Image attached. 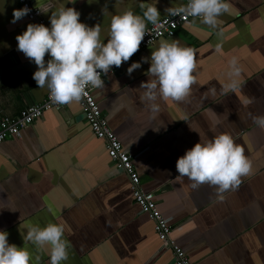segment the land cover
Here are the masks:
<instances>
[{
  "label": "crops",
  "instance_id": "1",
  "mask_svg": "<svg viewBox=\"0 0 264 264\" xmlns=\"http://www.w3.org/2000/svg\"><path fill=\"white\" fill-rule=\"evenodd\" d=\"M186 0H33L49 9L74 7L81 22L99 24L108 37L111 18L127 9L143 15L141 4L165 9ZM229 11L211 29L199 19L159 39L104 77L95 95L112 130L140 174L145 191L155 192L162 214L172 224L171 238L193 264H264V129L253 116L264 115V0H227ZM19 0H0V61L32 64L17 49L16 36L32 20L11 23ZM50 24L51 11L44 14ZM151 23L148 24V27ZM179 40L196 53L197 83L183 102L157 98L153 112L141 100L152 49L160 40ZM222 43V52L215 46ZM236 56L243 83L222 95L229 83L228 61ZM142 57H148L144 62ZM50 59L49 56L45 57ZM141 67L127 74L133 62ZM35 70L24 66L0 78V121L18 117L49 92L36 86ZM214 89V91H213ZM249 98L254 103L247 104ZM226 131L252 161V174L238 190L217 199L207 184L194 190L176 171L177 159L197 142ZM59 223L69 241L62 264H175L172 250L154 230V221L134 199L129 176L110 158L106 142L92 131L79 102L48 110L0 144V231L8 242L26 247L33 264H50L49 246L39 250L25 240L30 225ZM40 260L35 261V257Z\"/></svg>",
  "mask_w": 264,
  "mask_h": 264
},
{
  "label": "clouds",
  "instance_id": "2",
  "mask_svg": "<svg viewBox=\"0 0 264 264\" xmlns=\"http://www.w3.org/2000/svg\"><path fill=\"white\" fill-rule=\"evenodd\" d=\"M75 3V0H70ZM143 15L127 9L111 18L106 42L101 38L99 24L88 26L81 22L80 12L74 7H59L51 11L50 25L29 23L25 31L16 36L17 49L33 61L37 70L33 79L38 88H47L50 99L61 105L79 102L87 96L86 89L103 88L101 74L107 76L110 70L121 67L139 51L144 37L149 34L148 24L159 25L160 11L156 4H141ZM229 11L227 0H187L186 4L165 9L169 16L199 19L211 29L218 27V18ZM30 12L25 6L13 10L11 23H16ZM222 52V43L215 46ZM49 56L50 59H45ZM149 62L148 57H142ZM141 67V62H133L127 74ZM196 53L192 47L182 45L179 40H160L152 49L147 81L141 82L144 91L141 100L148 103L153 112L158 111L157 98L165 101H186L197 83ZM229 83L222 85V95L234 92L243 83L238 78L242 74L239 60L233 56L228 61ZM214 91V89H213ZM247 104L254 103L249 98ZM253 123L264 129V115L253 116ZM178 176L186 177L196 190L207 184L215 190L217 199L224 200V193L238 190L244 178L253 171L252 161L245 155V149L237 143L233 134L221 131L203 143L197 142L176 161ZM65 228L59 223L46 226L30 225L25 240L44 250L49 246L50 264H62L69 258V241L64 238ZM40 256L35 257L39 261ZM0 264H33L32 253L26 247H18L8 242V233L0 231Z\"/></svg>",
  "mask_w": 264,
  "mask_h": 264
},
{
  "label": "built area",
  "instance_id": "3",
  "mask_svg": "<svg viewBox=\"0 0 264 264\" xmlns=\"http://www.w3.org/2000/svg\"><path fill=\"white\" fill-rule=\"evenodd\" d=\"M22 7L27 6L30 12L26 15L27 18L33 21V23H43L45 26L51 27L47 19L45 18V12L40 11V8H50V5L35 6L33 0H19ZM187 0L183 3L186 4ZM193 21V18L182 19L180 17L164 15L159 20V25L154 28L151 24L148 27L149 34L144 37L143 42L140 45L139 51L136 52L131 59L145 48L153 45L159 39L164 37H173L176 35L178 29ZM130 59V60H131ZM118 68L113 66L107 75L113 74ZM105 75L101 74V78L104 79ZM88 87L86 89L87 96L83 97L79 101L82 111L87 119L94 134L105 140L106 147L110 158L116 163L119 170L126 173L131 182V190L135 201L141 207L142 211L147 214L154 221V230L159 239L165 247L172 250L174 254L175 264H193L188 257L187 252L175 240L171 238L172 224L170 220L165 217L160 211L155 192L145 191L142 189L140 182V174L137 172L134 163L132 161L131 153L126 150L112 130L107 118L102 112L101 106L95 95V91ZM64 105L53 102L49 97V92L43 101L33 103L24 108L20 115L15 118L4 117L0 121V144L7 138L13 136H20L21 131L35 122L38 118L48 110H60Z\"/></svg>",
  "mask_w": 264,
  "mask_h": 264
},
{
  "label": "water",
  "instance_id": "4",
  "mask_svg": "<svg viewBox=\"0 0 264 264\" xmlns=\"http://www.w3.org/2000/svg\"><path fill=\"white\" fill-rule=\"evenodd\" d=\"M24 66H30V67H32L35 70V68H34V66L32 64L19 63V64H15V65H11V66H6V64L3 61H0V78L4 77L5 75H8V74L12 73L15 70H18V69H20V68H22Z\"/></svg>",
  "mask_w": 264,
  "mask_h": 264
}]
</instances>
